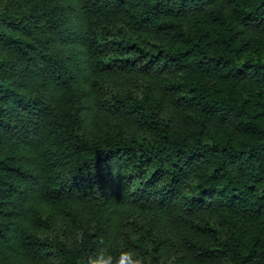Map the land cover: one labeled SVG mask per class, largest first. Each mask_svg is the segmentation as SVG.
Masks as SVG:
<instances>
[{
	"label": "trees",
	"instance_id": "16d2710c",
	"mask_svg": "<svg viewBox=\"0 0 264 264\" xmlns=\"http://www.w3.org/2000/svg\"><path fill=\"white\" fill-rule=\"evenodd\" d=\"M0 264H264V0H0Z\"/></svg>",
	"mask_w": 264,
	"mask_h": 264
}]
</instances>
